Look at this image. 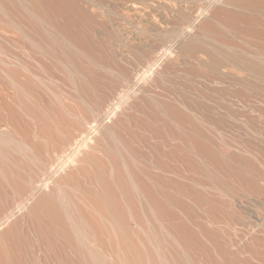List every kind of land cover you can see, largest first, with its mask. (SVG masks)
I'll return each mask as SVG.
<instances>
[{
  "label": "bare ground",
  "instance_id": "obj_1",
  "mask_svg": "<svg viewBox=\"0 0 264 264\" xmlns=\"http://www.w3.org/2000/svg\"><path fill=\"white\" fill-rule=\"evenodd\" d=\"M0 264H264V0H0Z\"/></svg>",
  "mask_w": 264,
  "mask_h": 264
},
{
  "label": "rangeland",
  "instance_id": "obj_2",
  "mask_svg": "<svg viewBox=\"0 0 264 264\" xmlns=\"http://www.w3.org/2000/svg\"><path fill=\"white\" fill-rule=\"evenodd\" d=\"M145 71H147V69H146ZM139 77H140V76H139ZM114 103H115V104H117V102H116V101H115Z\"/></svg>",
  "mask_w": 264,
  "mask_h": 264
}]
</instances>
